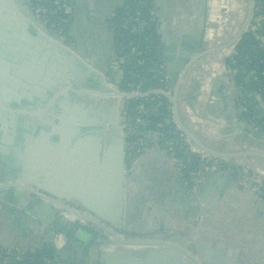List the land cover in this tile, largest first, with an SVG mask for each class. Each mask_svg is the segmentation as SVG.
I'll use <instances>...</instances> for the list:
<instances>
[{
  "label": "water",
  "instance_id": "95a60500",
  "mask_svg": "<svg viewBox=\"0 0 264 264\" xmlns=\"http://www.w3.org/2000/svg\"><path fill=\"white\" fill-rule=\"evenodd\" d=\"M74 1L72 6H76ZM215 1L203 0L202 11L197 16V20L201 23L196 25L191 37L193 39L191 53H185L184 56L179 53V55L185 57V62H187L178 78L176 87L167 91L151 89L142 97L156 96L167 100L172 106V114L177 128L209 157L234 163H239L238 161L250 163V160L264 162V150H239L236 149V146L233 151L229 150L230 148L224 151L219 150L216 146L208 145L182 120L179 98L181 87L185 83V76H187L192 65L200 60L207 59L212 54L230 49L246 30L252 15V0H247L246 17L237 34L228 42L216 45L212 40ZM84 2L89 5L90 9L95 10L90 17L92 22L99 25V29L95 28V31H103L107 19L106 12L111 16L117 6V1H81V4L86 7L87 4H84ZM102 4L107 6L106 12ZM32 5L31 0H0V70L4 80L0 83V96L10 102L12 101V99L10 100V94H12L16 101L14 102L15 107H7L0 99V107L14 115L12 123L9 124L11 128L7 125L0 126V200L10 202L17 208L27 212L42 222L43 227H52L55 223L59 227H64L61 232L71 248H73V245H77V242L83 245L87 244L91 239V235L80 227L73 226L67 218L61 215L57 216L60 211L80 217L106 231L111 236L112 242L120 246V249L102 252L99 256V264H125V261L126 264H204L205 261L207 262L200 248L203 242L199 234H197L195 241L191 237L188 238L189 242L194 241L192 245L188 244V249L164 240L158 242L139 241L137 239L122 238L117 234V231L122 230L125 224L126 212L130 202L134 203V199L131 198L133 192L128 191L125 187V178L129 176L131 166L125 161L126 130L122 125L120 126V121L117 126L114 124V134L112 130L108 133L109 141H111L108 145L102 144L100 131H97L98 129H95V127L86 130L79 129L76 132L78 136L76 135L75 140L68 141L69 153L58 141L56 144L60 148L62 162L59 165L52 159L51 150L48 152L51 156H49L50 161L48 160L45 166L42 153L38 151V147L34 150H32V147L28 148L27 135H23L24 137L19 136L24 129L17 116L39 118V114L45 110V108L33 111L24 109L27 106L20 103L22 99V82L19 74L31 68L33 79L41 78L43 70L55 59V48L68 51L71 54L74 53V50L67 47L58 34L51 31L35 16L32 12ZM156 15L160 23L159 34L162 40L171 43L173 48L177 49L178 44L174 43L165 34L164 20L158 9ZM74 21L77 23V32L73 36L75 42L79 44L83 40L89 47L91 43L86 39V36L88 33L87 28L90 25L78 16H74ZM26 27L32 31L30 34ZM109 35L111 46L107 60L111 61L115 43L112 33ZM97 50L98 46L92 52ZM176 56L179 57L178 54ZM11 70H13L14 78L8 76L11 74ZM11 79H14L18 86L6 82ZM31 84L36 86L35 80ZM106 91V94L100 95L110 98L109 100L115 104L120 101L124 107L126 101L138 98L137 95H131L110 86L107 87ZM99 103H105V100H99ZM91 114L95 115L93 111H91ZM126 121L127 118L124 119V124ZM93 122L102 125V122L96 116H94ZM234 126H236V134L244 130H252L251 126L245 121L236 122ZM117 134L121 136L123 142V148L118 157V168L115 166L114 158ZM258 139L260 140L259 137ZM31 144L35 147L33 140ZM261 144L264 145V142H261ZM102 152L105 153L103 158H101ZM216 174L218 178L234 186L231 180L218 173ZM138 203L142 205L141 201H138ZM249 206L258 210L260 214H264V204L250 202ZM70 229L76 234L69 236ZM54 237L55 233L52 231V239ZM200 255L203 256V259Z\"/></svg>",
  "mask_w": 264,
  "mask_h": 264
},
{
  "label": "crops",
  "instance_id": "0c3cea01",
  "mask_svg": "<svg viewBox=\"0 0 264 264\" xmlns=\"http://www.w3.org/2000/svg\"><path fill=\"white\" fill-rule=\"evenodd\" d=\"M235 1L236 4H232L231 0L215 1L214 27L217 21L223 22L224 26L225 13L229 9L233 11L228 14L225 24L231 25L229 31L233 29L226 37L231 36L228 41L237 34L242 24L239 21L243 2ZM157 5L164 20L166 36L178 44L174 49L171 43L165 42L167 55L164 67L168 90L176 87L187 62L183 56L191 53L193 48L191 37L196 25L201 23L197 16L202 11L203 0H156ZM219 10L223 12L222 15H219ZM218 42L217 45L222 43L220 40ZM225 56V51H221L192 65L181 87L179 101L182 120L208 145L216 146L219 150L230 148L233 151L235 146L239 150H264L261 144L264 141L259 140L253 130L235 133L234 123L243 120L235 108V93L228 83L223 64ZM20 103H24L23 96ZM24 106L30 111L44 109ZM53 127H48L41 120L36 130L25 129L19 135H27L28 148L34 150L38 147L45 166L50 161L48 152L51 150L54 162L58 165L62 163L60 148L56 144L58 133L56 126ZM32 140L35 147L31 146ZM149 141L152 142V139ZM147 145L145 143L147 148L131 162L129 176L125 178L126 189L133 192L131 198L141 201L142 205L129 204L119 235L128 239L148 236L155 242L164 240L187 248L199 234L206 264H264V214L249 206L238 187L229 185L211 170L203 173L202 185L192 191L185 185L183 174L174 159L165 151ZM241 162L264 179V162ZM55 224L43 227L42 222L27 212L0 200V247L26 253L41 246H51L52 231L55 235H62L61 231L64 230V227ZM87 233L91 239L85 245L77 242L71 248L65 241L66 246L59 252L56 264H99L102 252L120 249L111 241L96 237L89 231ZM73 234L76 233L70 229L69 236ZM189 237L194 241L189 242Z\"/></svg>",
  "mask_w": 264,
  "mask_h": 264
},
{
  "label": "trees",
  "instance_id": "16d2710c",
  "mask_svg": "<svg viewBox=\"0 0 264 264\" xmlns=\"http://www.w3.org/2000/svg\"><path fill=\"white\" fill-rule=\"evenodd\" d=\"M117 1L107 22L109 29L114 31V61L121 76L120 90L126 92L131 85H140L145 90L167 89L164 67L167 50L159 34L156 0ZM31 2L48 9L51 6V0ZM66 5L67 9L55 10L54 15L48 14L46 17L50 23L60 24L61 34L70 39L69 0ZM152 12L154 15H151ZM225 54L227 56L223 64L228 83L235 93V108L239 110L240 118L251 126L255 136L264 140V0H252L250 22L239 40ZM140 106L143 107L141 112L138 109ZM126 118L132 126L142 125L143 132L148 135L143 139L147 146L157 147L172 159L182 160L183 163L189 160L184 166L186 174L183 177L192 186L191 174L195 172L198 160L185 152L186 144L174 122L171 104L156 96L132 99L126 102ZM159 124L161 128H157ZM155 134H158V138ZM150 138L156 141L150 142ZM126 141L135 144L131 153H135L136 157L147 148L143 141L138 145L140 138L129 132L126 133ZM221 164L225 168L243 169L240 163L221 161ZM248 174L253 175L252 172ZM261 184L260 197L264 202V179H261ZM56 255L59 257L60 253L52 246H41L26 252L25 261L20 264H44L42 259L45 256L53 259Z\"/></svg>",
  "mask_w": 264,
  "mask_h": 264
},
{
  "label": "flooded vegetation",
  "instance_id": "af4514ba",
  "mask_svg": "<svg viewBox=\"0 0 264 264\" xmlns=\"http://www.w3.org/2000/svg\"><path fill=\"white\" fill-rule=\"evenodd\" d=\"M73 1L74 0H69L71 20L69 27L71 29L70 37L72 39L67 37L61 39L65 42L67 47L74 50V53L71 54L68 51L55 48V59H53L50 62V65L48 64V67L43 70L41 78L33 79L31 68L19 74L22 82L23 104L31 107L40 106L45 108V110L40 117L38 116L39 118L16 115L19 118V122L23 124L22 127L24 130H36L41 123V120H43L44 123H47L48 127L51 126V128H54L53 125H55L58 133V141H60V144L67 149L66 151L68 153L70 152L68 141L75 140L77 135L76 132L79 129L86 130L95 127V129H98L97 131H100L102 144L108 145L111 142L109 141L108 133L112 130L114 134V124L117 126L120 121V126L122 125L123 127L124 119L126 118L123 103L119 101L115 104L113 101L109 100L110 98L100 95L106 94L108 86L115 88L109 80L110 70H108L110 69L109 66L111 65V61H114L115 58V46L112 60H107L109 58L111 46L109 34L112 33L114 37V31L109 29L107 22L110 17L106 12L107 6L102 4L107 15L103 31H95V28L99 29V25L98 23L95 24L92 22V19H90L95 10L90 9L86 2H84V4L86 3L87 6H83L81 1L85 0L74 1L76 6H72ZM104 1L107 2V0ZM79 2L80 4H78ZM74 16L83 18L86 24L90 25V27L87 28L88 33L86 36V39L91 43L89 44V47H87V44L84 43L83 40L77 44L73 38L75 32H77V23L74 21ZM26 28L30 34L32 31L30 28ZM96 46H98V50L92 52ZM0 74V83H2L4 80L1 70ZM13 74V70H11V74L8 76L14 78ZM34 80L36 86L31 84ZM6 82L18 86L14 79L7 80ZM119 88L120 87H116L115 89L120 91ZM10 97V100L12 99V101L8 102L6 98L0 96L2 103L7 107L15 106V98L12 97V94H10ZM99 100H105V103L98 104ZM10 104L12 105L10 106ZM91 111L95 114L94 116L100 119L102 122L101 126L100 124H95L93 122L94 116L91 114ZM13 117L14 115L10 112L4 111L0 107L1 127L7 125L11 128L9 124L12 123ZM115 148V166L118 168V157L123 148L122 138L118 134L116 136ZM104 155L105 153L102 152L101 158H103ZM138 201L139 200L136 198L134 199V203H138ZM134 203L130 202V205H138ZM132 238L139 241L155 242L148 236H137Z\"/></svg>",
  "mask_w": 264,
  "mask_h": 264
},
{
  "label": "built area",
  "instance_id": "2783aa9c",
  "mask_svg": "<svg viewBox=\"0 0 264 264\" xmlns=\"http://www.w3.org/2000/svg\"><path fill=\"white\" fill-rule=\"evenodd\" d=\"M68 0H51V6L50 8H45V6L41 4L32 5V12L35 14V16L40 19L45 25L49 24V26L52 28V31L58 34L60 37H64L61 34V25L58 23H50L48 21V18L46 15H54L55 10H62L67 9V3ZM54 8V9H52ZM52 9V10H51ZM151 15H154L152 12ZM156 15V14H155ZM47 18V19H46ZM151 89H159V88H150V89H143L140 85H131L129 86L128 91H122L131 95H137L138 98H143L142 95L147 93ZM167 91V89H159ZM121 91V90H120ZM137 99V98H136ZM161 105V104H158ZM139 111L141 112L143 110V107L140 106ZM162 125H157V128H161ZM177 127V126H176ZM124 128L126 130V133L129 132L130 134L136 136L137 138H140V142L142 143L143 139H146L148 136L145 132H143L142 125H136L132 126V124L127 120L124 124ZM178 129V128H177ZM179 130V129H178ZM180 131V130H179ZM254 132V131H253ZM255 133V132H254ZM183 134V133H182ZM156 138H158V134L156 135ZM183 141L186 144L185 152L189 154L190 156H194L198 160L197 167L195 168V172L192 173V180L190 183H192V186L189 185V182L186 181V179L183 177V181L186 186H189L192 191L198 190V188L202 185L203 181V173L207 171H214L224 178H227L231 180L239 189V191L242 193L243 197L247 202L255 203V204H264L262 201V198L260 197V189H261V178L255 174V172L251 171L253 175L248 174V168L247 166H243V169H233V168H225L221 164V160L211 158L208 155H206L200 148H198L187 136L183 134ZM264 141V140H263ZM144 143V141H143ZM135 146L134 143L126 142V156H129L131 158H135L136 154L131 153V150ZM139 153V152H136ZM175 163L179 169V171L183 174H186L184 172V166L188 164L189 160L183 161L182 160H175ZM251 170V169H249ZM60 215L64 218H67L73 226L80 227L81 229L85 231H89L91 234H93L96 237L104 238L108 241L112 242L111 236L104 230H101L100 228L96 227L93 224H90L86 222L85 220L81 219L80 217L74 216L73 214L60 211ZM120 231H117V234H120ZM66 246V242L64 237L61 234H57L54 237L52 248L56 252H60L64 247ZM25 252H14L10 249L0 247V264H20L23 261H25ZM57 255L53 259H49L46 256L42 259V262L44 264H54L56 263Z\"/></svg>",
  "mask_w": 264,
  "mask_h": 264
},
{
  "label": "rangeland",
  "instance_id": "374dc122",
  "mask_svg": "<svg viewBox=\"0 0 264 264\" xmlns=\"http://www.w3.org/2000/svg\"><path fill=\"white\" fill-rule=\"evenodd\" d=\"M117 1V0H116ZM242 2H243V4H242V7H241V11H240V21L239 22H241V23H243V21H244V19H245V17H246V13H247V3H246V0H241ZM231 2H232V4H236V1L235 0H231ZM117 4H118V1H117ZM219 9H220V6H219ZM231 12H233V11H230V9L228 10V12H226L225 13V22H224V26H223V22H216V25H215V27H214V38H215V40H214V43H218V40H222V43H225L227 40H228V38H230L231 36H228V38H226L227 37V35L230 33L231 34V32H233V29L232 30H230L229 31V29H230V27H231V25H229V24H227V25H225L227 22H228V19H227V16H228V14H230ZM222 13L223 12H220V10H219V15H222ZM251 19V18H250ZM250 22V21H249ZM51 31H52V28L49 26V24H47L46 25ZM233 27V26H232ZM237 27V26H236ZM235 29V28H234ZM55 33V32H54ZM220 36V37H219ZM65 37V36H64ZM63 37V38H64ZM62 38V37H61ZM217 39V40H216ZM229 51V49L227 50V51H225V52H228ZM111 66V67H110ZM109 66V68L110 69H108V70H110V78H109V80H110V82L114 85L113 87H119V82H120V74L118 73V71H117V68H116V66H117V63L115 62V61H113L112 63H111V65ZM120 89V88H119ZM127 102V101H126ZM126 102H125V112H126ZM124 127V126H123ZM152 139V141H156V139H153V138H151ZM144 145H145V143H144ZM138 157V156H137ZM137 157H135V158H131V157H129V156H126V162L129 164V165H131V162L132 161H135L136 159H137ZM221 161H223V160H221ZM238 162H241V161H238ZM242 166V165H241ZM243 167V166H242ZM248 170V172H251V170H249V169H247ZM253 170V169H252ZM253 172H255L254 170H253ZM255 174H257V176H258V173H256L255 172ZM54 240V239H53ZM52 246V245H51Z\"/></svg>",
  "mask_w": 264,
  "mask_h": 264
},
{
  "label": "bare ground",
  "instance_id": "6f19581e",
  "mask_svg": "<svg viewBox=\"0 0 264 264\" xmlns=\"http://www.w3.org/2000/svg\"><path fill=\"white\" fill-rule=\"evenodd\" d=\"M203 7V6H202ZM213 22H214V17H213Z\"/></svg>",
  "mask_w": 264,
  "mask_h": 264
}]
</instances>
